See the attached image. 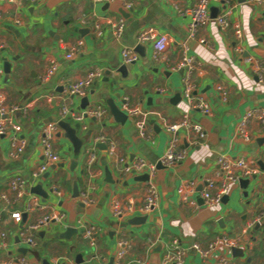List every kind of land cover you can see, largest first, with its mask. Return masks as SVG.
I'll list each match as a JSON object with an SVG mask.
<instances>
[{
	"label": "crops",
	"instance_id": "0c3cea01",
	"mask_svg": "<svg viewBox=\"0 0 264 264\" xmlns=\"http://www.w3.org/2000/svg\"><path fill=\"white\" fill-rule=\"evenodd\" d=\"M132 1L134 7L130 11H124L117 1L106 4L93 0H39L21 5L0 1V92L6 97L7 106L16 107L12 116L26 141L23 151L12 156L9 134L0 136V193L7 191L15 176L27 181L20 198L9 193V202L0 205V232L6 241L5 247L0 242V262L25 256L30 264H114L116 241L124 238L128 242L124 257L127 264H159L165 246L173 238L184 247L192 243L206 246L214 237L225 234L237 239L241 255L216 250L202 257L190 250L184 264H264V126L252 120L248 124L250 139L244 141L237 135L240 116L264 106V84L256 78L253 65L245 61L250 57L264 67V3H213L210 8H216L217 14L230 8L228 19L239 24L241 37L235 36L232 27L221 30L210 9V18L199 24L195 36L190 38V10L198 0ZM106 16L124 18L120 37L112 35L103 19ZM95 23L100 33L95 32ZM148 26L167 37L166 47L157 57L151 42L137 40L138 32ZM200 38L206 43H200ZM79 41V52L66 59L69 48ZM183 45L187 46V54L200 62L199 71L191 74L192 94L205 98L210 115L191 107L184 98V71L175 69ZM236 47L241 51H236ZM123 48H132L137 60L123 63ZM52 63L57 64L56 71L44 80ZM5 64L10 68L7 76ZM121 67L124 73L119 71ZM94 69L101 73L86 94L68 96L67 86ZM217 86L225 90V99ZM84 97L88 104L82 108ZM109 103L126 115L123 122L111 114ZM124 104L129 108L139 106L145 113L144 136ZM64 106L74 116H82V121H76L71 114L62 118L60 111ZM98 107L104 110L100 117L93 119L86 114ZM184 117L187 126L174 133L165 130ZM60 120L68 122L82 140L78 154L59 126ZM52 122L57 124V132L51 145L60 160L36 179L32 174L44 163L39 137L42 128ZM195 124L201 126L204 137L195 132ZM172 135L187 154L173 166L163 167L159 159ZM97 136H103L104 144L113 145V153L107 146H96ZM92 145L96 147V161L88 167L85 152ZM220 154L251 159L259 172L244 178L243 185L240 181L230 183L220 202L207 206L199 192L205 179L213 176L215 159ZM138 159L156 163L151 180L158 192L157 203L147 215H133L121 221L112 216L114 200L124 205L143 203L148 172L123 171ZM183 179L196 184V208L177 193ZM37 185L45 192L44 197L32 191ZM33 196L43 208L26 212L25 205ZM84 197L88 203L81 201ZM16 210L22 212L19 222L11 218V212ZM53 210L63 215L62 220L39 230L35 244L26 245L20 232ZM136 216L146 219L129 223ZM78 220L96 225L94 247L89 246L77 227ZM68 228L76 232L65 237Z\"/></svg>",
	"mask_w": 264,
	"mask_h": 264
},
{
	"label": "built area",
	"instance_id": "2783aa9c",
	"mask_svg": "<svg viewBox=\"0 0 264 264\" xmlns=\"http://www.w3.org/2000/svg\"><path fill=\"white\" fill-rule=\"evenodd\" d=\"M1 1V0H0ZM8 3L21 5L24 2H37L39 0H5ZM96 2L111 4L112 2H119L121 8L124 11H130L134 7L132 0H93ZM222 2L224 6L230 5L229 0H198L194 8L190 10L191 21L188 24V36L193 38L195 36L197 27L199 24L207 21L210 18V7L213 3ZM252 3L263 4L264 0H250ZM230 14V8H226L224 11L219 12L215 17V22L221 30H225L232 27L234 34L237 38L241 37V30L238 23H232L228 19ZM107 25L111 29V33L114 37H120L124 30V18L118 17L117 19L111 17L103 18ZM84 19L81 22L84 23ZM19 23V21H16ZM95 32L100 33L99 26L95 23ZM138 42H151L154 49V57H157L161 51H163L167 44V37L165 34L159 33L154 27L148 26L141 29L137 35ZM200 43H206L203 38L199 39ZM82 46V41H79L75 46L69 48V51L65 54L66 59H72L80 50ZM236 51L240 52V48L236 47ZM122 61L125 64L135 62L138 58L137 53L132 48H123L121 51ZM247 63L253 65V71L256 75L258 81L264 84V67L257 61L252 60V58H245ZM57 64L52 63L46 72L44 80H47L56 71ZM175 69H180L184 71L183 83H184V98L188 104L200 110L204 115H210L211 108L206 102L205 98L201 95L194 96L192 94L193 85L191 83V74L193 71H199L200 62L192 55L187 54V46L183 45V51L179 62L175 66ZM3 70L0 68V75H2ZM101 71L99 69H94L88 71L85 77L71 82L67 88L66 93L68 96H84L88 88L93 83L94 79L100 75ZM217 90L220 91L221 98L225 99L226 92L221 86H217ZM6 97L4 93L0 92V136L9 134V144H10V155L20 154L26 144L25 139L20 135L21 126L16 123L13 119L12 112L16 109L14 106L6 105ZM124 108L128 116L134 119V123L140 131V135L144 136L146 131L145 126V113L141 111L139 106L127 107L124 104ZM104 110L101 108H96L95 110H88L87 115L93 117H100L103 115ZM61 117H65L71 114L76 121L81 122L82 116H74L69 110L64 106L60 111ZM258 121L264 126V106L255 107L246 111L240 116L237 123V135L244 141L250 139L248 133V124L250 121ZM187 119L184 117L179 123L170 124L165 127L167 132L174 133L178 129L187 126ZM86 129V125L82 126ZM193 129L202 138L204 137V132L200 125H193ZM57 132V124L55 122L48 123L45 125L39 137V143L41 146V153L44 158V163L40 164L36 170L33 172V178L40 177L51 164H56L60 160V155L55 153L52 149L51 140L54 138ZM95 142L103 143V136H97ZM109 153H113L114 148L112 144L106 145ZM96 147L92 145L86 153V161L88 167H92L96 161ZM187 154L185 148L180 147L177 138L172 135L168 141V146L165 150L163 156L159 159V163L163 167H171L175 163L182 161ZM145 170L148 172V181L143 198V203L140 206L129 204H121L114 200L111 204L112 216L118 218V220L124 221L133 215H147L155 206L158 199V192L155 184L151 180V177L156 172V163H150L143 159H138L132 162L130 165H126L123 168L125 173H130L133 171ZM259 170L255 162L251 159L245 157L231 158L227 155H218L215 159V169L213 176L206 178L204 181V187L200 190L199 196L203 203L207 206L214 205L220 202L222 196L227 192L229 184L233 182L240 181V179L251 178L258 174ZM27 181L20 176L13 177L9 184L7 191L0 193V205H6L9 202V193H13L16 198H20L25 191ZM196 190V184L193 180L183 179L179 186L177 187V193L179 197L188 202L194 208L198 207L196 198L193 194ZM81 201L88 203L87 199L81 198ZM39 207L43 208L38 202L37 197H34L26 203L25 211L29 212L33 208ZM11 218L16 222H19L22 218V212L16 210L11 212ZM63 215L59 212L53 210L50 213L44 214L36 222L30 224L26 231L20 232L22 241L29 246L35 244L36 233L39 230L45 229L50 226L52 221H61ZM257 221H252L249 224V228L252 227ZM77 227L82 229V235L87 240L90 247L96 245V235L98 229L95 224L85 223L82 220L77 221ZM0 242L2 246H6L5 234L0 232ZM115 251L113 254L114 264H127L124 261V257L128 251V242L124 238H119L116 241ZM237 246V239L231 238L225 234L218 235L214 237L211 241L207 243L206 246H201L198 243H192L189 247H184L180 244L177 238H173L164 249L162 257L159 264H184L185 258L188 252L191 250L196 252L202 257H207L209 254L216 250H227L230 251L232 248ZM223 261V258H222ZM0 264H30L29 260L25 256H18L15 259L5 260L0 262ZM73 264V263H71ZM145 264V263H140Z\"/></svg>",
	"mask_w": 264,
	"mask_h": 264
},
{
	"label": "water",
	"instance_id": "95a60500",
	"mask_svg": "<svg viewBox=\"0 0 264 264\" xmlns=\"http://www.w3.org/2000/svg\"><path fill=\"white\" fill-rule=\"evenodd\" d=\"M210 9H211V12H212L211 13L212 14L211 16L212 17H215L217 15V9L216 8H210ZM122 15H123V12H122ZM124 70H125L124 67H121L119 69V71L121 73H124ZM9 71H10V68H9L8 64H5V66H4V73L6 74V76L8 75ZM87 104H88V98L87 97L82 98V100H81V107L84 108ZM109 109H110L111 114L118 121L123 122L126 119V115L124 113H122L112 103H109ZM93 119H95V117H93ZM58 124H59V126H61L65 130V132H64L65 136L68 137L69 140L72 142L73 148H74V153L75 154H78L79 151H80V147L82 145V140L75 135V133H74L75 132V129L72 128L68 122H65L63 120L58 121ZM75 127H78V124H76ZM96 146L99 149H106V144H104V143H97ZM72 164L74 165L75 162L73 161ZM145 176H147V175L145 174ZM240 183L243 185L244 183H246V180L245 179H240ZM32 191H34V192L42 195L43 197L45 196V192L41 190V186H39V185L33 187L32 188ZM76 194H77V192L75 193V195ZM145 219H146L145 216H143V217L136 216L134 218L129 219V223H140V222L142 223V222H144ZM81 231H82V229H81ZM74 232H76V229H74V228H68L66 230V233L64 234V236L66 237L69 234L74 233ZM231 251H232L233 255H241L242 254L241 249H239L237 247L232 248ZM78 256H80V255H78Z\"/></svg>",
	"mask_w": 264,
	"mask_h": 264
}]
</instances>
